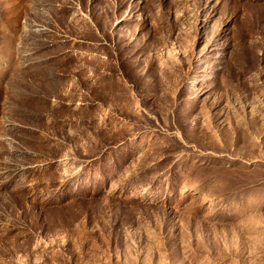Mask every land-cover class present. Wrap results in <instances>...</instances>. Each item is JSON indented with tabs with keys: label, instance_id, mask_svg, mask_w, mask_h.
<instances>
[{
	"label": "rangeland",
	"instance_id": "obj_1",
	"mask_svg": "<svg viewBox=\"0 0 264 264\" xmlns=\"http://www.w3.org/2000/svg\"><path fill=\"white\" fill-rule=\"evenodd\" d=\"M0 264H264V0H0Z\"/></svg>",
	"mask_w": 264,
	"mask_h": 264
}]
</instances>
